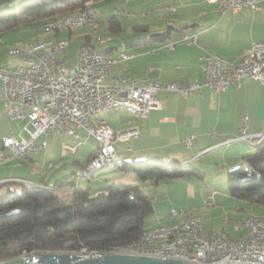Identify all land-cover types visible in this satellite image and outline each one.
Returning <instances> with one entry per match:
<instances>
[{
    "label": "crops",
    "instance_id": "crops-1",
    "mask_svg": "<svg viewBox=\"0 0 264 264\" xmlns=\"http://www.w3.org/2000/svg\"><path fill=\"white\" fill-rule=\"evenodd\" d=\"M122 1L123 7L128 5L129 0ZM178 2L183 10L188 8L193 13L184 14V20L176 26L169 27L170 34L167 40L153 41L150 38H143L129 44L124 43L121 46L115 45L104 49L102 45L108 41L107 39L105 42H99L97 46L88 38L80 44L73 58L65 64H74L80 49L88 42L98 50H109L108 53L118 59L105 79L107 85L125 87L128 82L124 79L130 77L136 79L138 86H146L153 81L163 83L202 81L204 72L200 56L206 51L234 58L246 53L253 43L264 42V0H259L261 9L258 11L244 8L238 12L228 11L224 14L220 12L217 3L209 0L191 3H187V0H178ZM170 12H177V8L176 11ZM76 28L46 33L40 35V38L17 46L26 47L38 39L50 41L67 38L70 41L69 45L63 53L56 55L60 63L64 61L66 52L71 46L73 30ZM64 31H69V35L63 33ZM82 33V30L76 33L78 40L82 37ZM1 34L0 52L6 51V55L0 57V67H15L21 63V60L7 55L11 46L5 48L1 45L4 41ZM182 34H196L197 40L182 41L180 40ZM171 42L175 44L169 48L168 44ZM124 52L130 57L123 59L121 53ZM158 98L163 105L162 108L151 110L147 118H137L126 109L99 113L98 118L104 120L115 134L129 128H138L140 131L137 137L115 139L119 162L151 158L165 161L178 160L185 166H193L197 161H203L205 156L215 154L212 155L215 165H226L231 168L242 164L243 156L255 150V146L243 141L228 143L231 138L239 135L243 117H249L251 132L264 129V83L250 77L232 82L224 92H216L208 88L203 89L202 94L194 92L183 95L160 91ZM0 122L7 129L0 140V182L22 180L40 187L62 183L58 191L66 201L74 198L75 188H89L90 194L95 196L107 191L112 184L138 185L145 194L147 191L153 194L154 198L151 199L153 202L157 195L169 193V191L163 192L154 185H148L133 172L119 170L115 167L116 164H107L94 172L88 170V164L97 151L99 143L83 129L76 130L77 137L69 133L56 134L47 139L45 149L30 153L26 157H13L11 149L3 146L2 139L13 133L18 135L27 120L11 119L0 99ZM190 135L194 136V140L188 145L185 143V138ZM43 138L42 136L41 139ZM65 145L71 149L66 148ZM47 162H51L52 165L47 167ZM209 191L211 190H205L201 194L203 205ZM156 203L159 206L168 205L166 199H156ZM233 203L231 197L223 194L212 207L213 210L230 209ZM238 209L243 208L238 206Z\"/></svg>",
    "mask_w": 264,
    "mask_h": 264
},
{
    "label": "built area",
    "instance_id": "built-area-1",
    "mask_svg": "<svg viewBox=\"0 0 264 264\" xmlns=\"http://www.w3.org/2000/svg\"><path fill=\"white\" fill-rule=\"evenodd\" d=\"M209 1L217 3L222 14L228 11L238 12L244 8L253 11L261 9L259 0ZM166 9L176 11L175 7ZM80 18L90 20L97 16L87 12L82 13ZM76 27H81L79 19L64 21L58 26H45L44 29L60 28L62 31ZM180 40L195 42L197 35L182 34ZM99 41L107 40L99 38ZM47 43L49 50H42V43L40 47L30 46L27 54L18 56L21 63L15 67H0V99L4 108L11 119L27 120L18 135L13 133L2 139L3 146L11 149L16 158L45 149L47 139L56 134L69 133L77 137L76 130L83 129L99 143L94 153L95 162H106L109 157H118L116 138L124 140L137 137L140 131L138 128H129L115 134L104 120L98 118L101 111L126 109L137 118H147L151 110L161 109L163 106L158 98L160 91L186 95L194 92L202 94L203 89L208 88L224 92L232 82L243 77L264 83V42L253 43L246 53L234 58L206 51L200 56L204 72L202 81H153L146 86H138L136 79L130 77L124 79L128 82L125 87L105 83L113 64L118 61L108 52L91 45L82 46L74 64H60L56 55L63 53L67 47H62L61 38ZM174 44L175 42H171L168 47L172 48ZM251 50H258V60H250ZM121 57L127 59L130 55L124 52ZM262 135L264 129L256 132L249 130V117L245 116L239 135L231 138L228 143L244 141L257 146L262 144ZM193 140L194 136L190 135L185 138V143L191 145ZM65 147L71 149L66 145ZM51 165V162L46 163L47 167ZM104 194H108V191ZM218 194L216 189L209 191L204 200L205 205L215 206ZM170 217L174 221L150 227V236L146 239H168L172 234H179L182 222H189V231L181 234V243L175 245V251L148 248L138 256L160 257L161 260L177 259L187 264H264V233H249V226L264 225L260 217H251V221L246 224H234V220L225 217V227L232 223V229L246 228V235L234 236L240 238V245L226 244L223 247H213V240L220 234H225L224 228L206 231L201 216L176 208L172 209ZM98 256L103 257L105 254L79 257ZM20 260L27 264L57 263L54 253L31 255V251H25ZM0 264L11 262L10 259L0 258Z\"/></svg>",
    "mask_w": 264,
    "mask_h": 264
},
{
    "label": "trees",
    "instance_id": "trees-1",
    "mask_svg": "<svg viewBox=\"0 0 264 264\" xmlns=\"http://www.w3.org/2000/svg\"><path fill=\"white\" fill-rule=\"evenodd\" d=\"M15 1L0 0V34L33 22L42 20L44 24L61 18L73 10L87 8L91 0H21L20 6L11 10ZM109 27L112 32L121 30L117 14L109 17ZM165 34H170V28ZM83 46L90 45L86 42ZM117 161L115 167L119 170L133 172L150 183L205 175L178 160ZM60 185L0 182V258L11 260L23 250L55 253L105 249L140 239L150 228L147 217L155 210L154 202L138 185L112 184L108 194L95 196L89 188H75L71 201L59 194ZM227 191L233 199L264 206V143L244 155L242 164L228 169Z\"/></svg>",
    "mask_w": 264,
    "mask_h": 264
},
{
    "label": "rangeland",
    "instance_id": "rangeland-1",
    "mask_svg": "<svg viewBox=\"0 0 264 264\" xmlns=\"http://www.w3.org/2000/svg\"><path fill=\"white\" fill-rule=\"evenodd\" d=\"M194 1L200 0H187V3ZM122 2V0L89 1L87 7L96 14L98 27L93 30L94 33H92V29H89L88 26L74 29L71 46L66 52L64 61H61L60 64H65L73 58L75 53L79 50L77 48L80 47V44L88 40L87 36H89L92 43L97 46H99V38L107 39L108 41L103 44L102 47L104 49H109L115 45L121 46L124 43H132L137 39L150 38L153 33L163 32L162 30H167L170 26L179 24L180 21L184 20V14L188 15L193 13V11L188 8L183 10L178 0H129L127 2L128 5L125 7L121 5ZM20 4L21 0L15 1L11 10L19 7ZM167 7H176L177 12H170L166 9ZM1 9L2 8H0V11ZM114 14H117L122 25L121 30L116 32H112L109 27V17ZM127 14L132 16L129 17L130 15L127 16ZM145 26H147V28ZM81 30L83 31L82 37L78 40L76 33ZM174 32L176 33V30ZM63 33L67 36L69 35V31H64ZM45 34L46 31L43 21L41 20L33 22L32 24H27L16 30L2 33L1 37L4 38V41L1 45L5 48L8 46L9 48L10 46L21 45L30 40H34L40 35L43 36ZM8 54L9 53H7V55ZM3 55H6V51L0 52V57ZM6 131L7 129L0 122V140ZM212 155L215 154H209L205 156L206 158H203V161L199 160L195 165L191 166L204 172L205 175L203 178H199L196 175H188L182 178L164 179L158 183L147 182L148 185L151 184L155 187H159L163 192L169 191V193H165L164 195L156 196L158 200L166 199L168 205L159 206V204L156 203V199H154L155 210L147 217L149 227H154L158 223L172 222L170 213L173 208H176L180 211L185 210L187 213H194L201 216L206 231L224 228L226 229L224 234L225 238L238 239L233 236H245L246 229H232V223L225 228L223 222L225 217L234 220V224L236 220L239 219L252 216L264 217V206L240 199L231 198L234 202L232 208L224 210H213L214 208L212 206L203 205L201 194L205 190L216 189L219 192V198H222L223 194L230 197L227 191V171L230 167L226 165H215L212 160ZM146 195L149 199L154 198L150 191H147ZM238 206H241L243 209L239 210ZM11 264H22V261L20 258L16 257L11 259Z\"/></svg>",
    "mask_w": 264,
    "mask_h": 264
},
{
    "label": "bare ground",
    "instance_id": "bare-ground-1",
    "mask_svg": "<svg viewBox=\"0 0 264 264\" xmlns=\"http://www.w3.org/2000/svg\"><path fill=\"white\" fill-rule=\"evenodd\" d=\"M94 13L93 11L84 8V9H76L71 12H69L67 15H64L61 18L58 19H51L45 22V26H58L59 24H62L64 21H74L76 19H79V25L81 27L88 26L92 30L97 27V18H91L90 20H86V18H80V15L82 13ZM46 33H53L61 31L60 28H45ZM50 41H43V40H37L33 41L26 47H18V46H11L8 49V53L11 57H18L22 54H27L28 47H40V43H42V50H49V43ZM61 45L62 47H67L69 45L68 39H61ZM250 60H258V50H251L250 53ZM260 143H264V135L260 136ZM118 160V157H109V159L106 162H95V155L92 156L90 162L88 165V170L90 171H96L103 167H105L107 164H115ZM89 171V172H90ZM256 217V216H252ZM262 221H264V217L258 216ZM249 221H251V217L245 218V219H239L236 220L235 224H246ZM238 230L246 229V228H236ZM189 231V222H182V224L179 226V234H172L170 235V238L168 239H157V238H150L146 239L150 236V228H148L142 237L140 239L134 240L132 242H129L124 245L114 246L110 248L105 249H91L88 250L87 248H83L80 251H74L71 252L72 255L77 256H96V254H131V255H140L142 253V250H148V248H155V250L159 251H175V245H178L181 243V234H187ZM249 233H264V225H256V226H249ZM244 236V235H242ZM240 245V238L238 239H232V238H225L224 234H220L219 237L213 240V247H223L224 245ZM25 251L23 250L22 253L18 256V258H22ZM53 253L50 251L46 252H33L31 251V255H39V254H48ZM60 253V252H55ZM158 258L160 257H153ZM11 262V260H10Z\"/></svg>",
    "mask_w": 264,
    "mask_h": 264
},
{
    "label": "water",
    "instance_id": "water-1",
    "mask_svg": "<svg viewBox=\"0 0 264 264\" xmlns=\"http://www.w3.org/2000/svg\"><path fill=\"white\" fill-rule=\"evenodd\" d=\"M153 41H165V32L153 33L150 37ZM57 263L53 264H187L177 259L161 260L147 256H135L124 254H108L103 257L80 258L69 252L54 253ZM27 264V263H22Z\"/></svg>",
    "mask_w": 264,
    "mask_h": 264
}]
</instances>
